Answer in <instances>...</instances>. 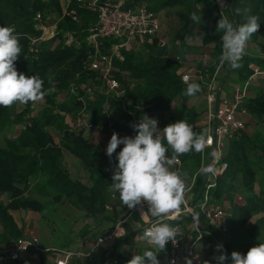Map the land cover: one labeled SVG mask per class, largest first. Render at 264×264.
<instances>
[{"label":"trees","instance_id":"trees-1","mask_svg":"<svg viewBox=\"0 0 264 264\" xmlns=\"http://www.w3.org/2000/svg\"><path fill=\"white\" fill-rule=\"evenodd\" d=\"M63 1L0 0V26L14 28L20 38L22 52L15 62L17 71L27 76L38 74L44 82V89H51L44 96L37 112L34 111L37 102L24 104V108L16 112H13V106H0V131L14 130L12 135L6 137L4 144L0 143V225L3 227L5 242L24 238L25 228L19 224L13 210L41 213L51 201L69 200L85 211L87 218L82 226L83 236L95 231L93 220H99V223L103 220L112 221L113 226L104 230L107 233L121 219L115 206L108 210L112 175L107 168V155L101 150V145L94 143L89 133L87 134V131L92 130H85L78 125L77 128L71 127L66 122L65 114L84 118L98 130L107 127L111 134L123 133L134 137L136 131L132 127L134 121L131 112L142 116L151 111L168 113L172 111L173 100L180 96L181 104L184 105L183 112L177 115L173 110L176 116L174 120L185 119L197 133L206 130L204 110L200 111L188 104L202 93L204 85L193 80L190 83H198L201 91L195 97L184 94L187 84L181 78L185 71L182 61L186 57V50L193 48L191 41L194 39L199 40L203 50H208L211 58L208 62L198 61L196 67L188 70L194 73L196 69H202L213 73L220 65L221 33L216 32V26L221 13L216 0H129L130 6L146 2L156 13L168 7L182 8L179 12L180 26L174 34V40L179 46L175 43L173 49L181 60L163 50L158 37L142 39L143 51H138L135 46L137 42L133 46L122 48L119 55L114 57V65L116 62L118 66L112 72L113 77L125 89L122 97H117L110 90L100 71L90 68V55L95 46L89 44L88 27L96 22V12L77 6L80 22L64 17L58 23L56 37L42 42L39 53L35 54L30 50L29 36L37 34V14L61 13ZM200 11L202 23L197 24L192 21L191 13L200 14ZM228 15L235 24L244 23L249 15H258L260 29L250 40L264 48V0H230ZM67 33L73 35L74 40L70 43L66 42ZM186 37L191 39L186 40ZM115 42L117 40L113 38L101 39L99 47L107 52ZM239 63L241 66L235 69L226 64L230 67L229 74L235 72L238 76H233L234 79L243 81L252 76V65L264 69V56L255 50L254 53L246 50ZM94 82H103L106 88L105 92L94 88L97 91L96 98L88 96L86 89ZM90 89L89 87L88 90ZM125 99H128L127 103ZM246 106L252 118L264 125V89L261 85L255 92L251 90ZM203 116L205 123L200 124L198 121ZM54 128L60 133L59 138L53 132ZM122 147L117 149L120 151ZM226 149L224 161L228 168L219 177L213 194L220 202L231 201L228 230L230 242L216 230H212V235H206L204 241L208 246L206 255L209 260L216 251L217 242L223 241L229 250V259L225 264H231L233 251L246 254L249 248L257 246L255 230L264 227V134L244 131L231 140ZM67 153L76 156L86 167L89 183L73 177L71 171L63 166L62 159ZM167 154L171 156V149ZM179 159L181 166L177 171L184 176L189 174L193 177L202 162L201 151L193 150L181 155ZM204 177L206 176L200 173L196 178L193 188L196 197L201 194ZM239 191L243 200L237 203L235 194ZM4 195L9 198L6 202ZM126 215L123 217L126 218ZM255 215L260 217L251 228H247ZM181 217L171 222L178 223ZM142 231V228H138L114 238L112 244L108 242L107 247L92 261L74 260L69 264H127L134 254L143 255L145 251L155 248L153 245L149 249L129 245L133 240L141 239ZM55 244L68 248L78 246L77 240L68 236L62 240L59 238ZM168 249L170 248L166 245L165 250L158 254L160 264L165 260Z\"/></svg>","mask_w":264,"mask_h":264},{"label":"built area","instance_id":"built-area-1","mask_svg":"<svg viewBox=\"0 0 264 264\" xmlns=\"http://www.w3.org/2000/svg\"><path fill=\"white\" fill-rule=\"evenodd\" d=\"M216 2L221 16H228L230 19V15H228L230 0H216ZM77 6H83L97 13L96 22L91 23L88 27L89 44L95 46L94 52L90 55V68L100 71L110 90L117 97H122L125 89L120 81L112 75L114 57L119 55L122 48L133 46L138 40L141 41L144 38L158 37L160 44L166 45L168 42L164 39L163 24L159 20L158 14L150 9L146 2L130 6L129 0H64L63 10L58 13L57 18L53 17V13L37 14V34L29 36L30 50L37 54L42 42L56 37L58 23L64 17H70L72 20L80 22ZM110 38L116 39L117 42L107 52L102 51L99 47L100 40ZM72 40H74L73 35L67 33L66 42L70 43ZM257 46V43L249 40L246 50L256 49ZM259 54L264 56V53L260 51ZM176 58L181 60L179 56ZM223 66L218 65L213 73L196 69L194 73L191 70H185L181 75L185 84L198 80L204 85L205 89L199 96H202L206 105L204 115L210 143L201 151L202 162L192 177L191 184L184 191V202L179 209L173 210L164 221L176 227L178 231L174 242L169 241L166 244L170 249H168L162 264H187L188 260H191L192 264H204L205 261L217 264L214 257L218 256L220 252L216 250L212 259L209 260L206 255L208 246L204 239L206 235L213 234L212 230L218 231L224 237L228 235L231 206L227 205L226 201L220 202L214 196L213 190L217 186L219 177L228 168L227 162L224 161L225 149L231 140L239 137V134L241 135L246 130L248 118L251 116L246 102L250 98L256 76H260L261 88L264 89V69L252 65L254 70L252 76L246 80L234 82L231 93L223 94V87L219 80V72ZM185 77L188 78L187 81ZM131 114L134 124H138L143 117L137 112H131ZM145 115L157 119L160 126L165 120V115L157 111H151ZM175 122L177 121L174 120ZM77 125L85 130L97 129L84 118H78ZM120 146L123 145L118 147ZM176 165L181 166L180 159ZM207 166H212L214 172L204 174L206 177H204L201 194L196 197L193 190L196 178L201 173V168ZM235 200L238 203L239 200H243V197L237 194ZM182 215L192 219L194 235L190 239L181 237L182 226L179 222H169V220H178ZM154 222L155 220L144 226L143 231ZM120 225L121 223H118L111 232L96 237L83 236L76 248L62 247L60 244L47 246L38 237L14 240L0 246V264H44V262L46 264H69L74 260L92 261L103 251L104 247H107L108 242L124 235L119 230ZM217 243L222 244L223 251L228 254L229 250L225 243L223 241Z\"/></svg>","mask_w":264,"mask_h":264},{"label":"clouds","instance_id":"clouds-1","mask_svg":"<svg viewBox=\"0 0 264 264\" xmlns=\"http://www.w3.org/2000/svg\"><path fill=\"white\" fill-rule=\"evenodd\" d=\"M193 22L202 23V14L191 13ZM258 15H249L242 24H235L228 16H220L216 32L221 33L222 51L219 63L232 68L240 67V61L246 54L248 41L260 29ZM14 28L0 26V106L10 108L14 104H28L41 101L51 91L45 90L40 76H27L18 72L15 62L20 58L22 47ZM186 37V40H190ZM187 77L185 80L187 81ZM201 91L198 83L187 84L185 95L195 97ZM136 135L119 137L113 133L106 148L109 158L116 153L118 163L112 175L110 188L119 193L121 202L128 209H136L144 202L148 204V213L155 222L145 228L141 239L155 250L134 254L127 264H160L158 254L165 250L166 244L174 242L178 229L164 222L173 210L179 209L184 202L185 176L173 170L179 157L191 151L200 152L210 143L207 130L197 133L185 120L170 123L162 130L158 120L147 115L141 117L138 124L132 126ZM119 145L122 149L117 153ZM171 149V156L168 150ZM201 173H213L212 166L202 167ZM145 212H141L143 217ZM220 252L214 259L217 264H225L229 259L223 251V245H216ZM187 264H192L191 260ZM204 264H210L205 261ZM231 264H264V243L249 248L246 254L238 251L231 253Z\"/></svg>","mask_w":264,"mask_h":264},{"label":"rangeland","instance_id":"rangeland-1","mask_svg":"<svg viewBox=\"0 0 264 264\" xmlns=\"http://www.w3.org/2000/svg\"><path fill=\"white\" fill-rule=\"evenodd\" d=\"M181 10H182V8H180V7H178V8L168 7L167 9L160 10L157 13L161 23L164 25H167V27L165 26L166 33H165L164 39L168 43L164 46L161 45V47L163 50L167 51V53H169L171 55H176V56L178 54H176L173 51V49L175 47V43H177L176 46H179V43L175 42L174 34L180 26L179 12ZM57 16H58V13L53 12V17L57 18ZM193 41H194V39H192L191 42H193ZM196 42H199V40H197ZM135 46L138 48V51L144 50V47H142V42L140 40H138V42L136 43ZM203 49L204 48H202L201 46H198L194 50L193 49L186 50V57L182 61V63L184 64L185 70H188L192 67H196L198 64V61L200 62V61H202V59L206 58V55L208 54L207 53L208 50H203ZM254 50L256 52L260 51V52L264 53V48L263 47L261 48L260 45H258L256 47V49H247V51L250 53H254ZM117 66H118L117 63L115 62V65H114L115 71L117 70ZM235 75L238 76L237 73L233 72V75L231 76L232 80L234 79L233 76H235ZM254 82L259 83V85H261L262 82H260V76H256ZM104 85L105 84L103 82H101L99 84H96L94 82L91 86H89L91 88L90 90H88L89 87L86 88L87 89V95L96 98L97 97V91H94V88H96L98 91L105 92L106 88L104 87ZM127 102H128V99H125V103H127ZM42 103H43V99L35 104V106H34L35 112H37L40 109ZM183 107H184V105L181 104L180 96H177L172 102V108H174V111L177 112L176 113L177 115H180L183 112L182 111ZM23 108H24V104L16 103L13 105L12 110H13V112H16V111H21ZM62 114L64 115L65 112H63ZM64 116L66 118V122L71 127L77 128L76 127L77 126V119L79 117L77 118V116H72L71 114H65ZM204 118H205L204 116H203V118L200 117L198 122L201 124L202 122H204ZM205 121H206V118H205ZM52 130L54 133L57 134V136L59 138L60 133H58L56 131V128H54ZM101 130L103 133L108 134L107 131H109V130L107 127H104V129H101ZM245 131H248L250 133H254V131H257V132H261L264 134V125L262 123H258L255 119L252 118L251 122L248 123ZM12 133H14V130H10V129L6 130L4 132L0 131V143L4 144L6 137L12 135ZM110 136H112L111 133H110ZM226 151H227V149H225V152ZM118 152H119V150H117V153ZM207 153L209 154V151ZM104 154H105V152H104ZM105 155H107V154H105ZM115 157H116V153H114L111 158H109L107 155V161H108L107 162V164H108L107 168L111 172V175H113V172L115 170V166L118 163V161L116 160ZM62 164L69 171H71V174H73V177L84 179L87 183H89L88 170L81 163V161L78 160V158H76V156H73V155L67 153L62 159ZM177 168L178 167L175 165L173 170H177ZM185 178L188 181V185H190L191 181H192V176L188 174V175H185ZM257 189H259V186H257ZM110 192H111L110 206L111 205L117 206V207L122 206V202L119 198V193L113 192L112 190ZM238 193H237L238 195H241L240 191ZM33 195H35V194H33ZM235 196H236V194H235ZM7 199H9L8 196L4 195L5 202ZM240 201L241 200H239V202ZM144 203H146V202H144ZM226 204L231 206V201L230 202L226 201ZM139 207L140 208L138 210L140 212H142V211L146 212L144 210L143 205L139 206ZM121 209H123V208L121 207ZM121 209H120V211H121L120 214H123L126 209L125 210H121ZM12 213L14 214V216L17 218V220L19 222L21 221L22 225L24 226V228H25L24 234H23L24 237H38L42 242L44 241L45 243H48V244H55V242L59 238L61 240L64 238L66 239V236L73 237L78 241L80 238L83 237V235L81 233L83 231L82 226L85 223L86 218H87V216L85 215V211H83L80 208L73 205L69 200H65L63 202L51 201L45 205L44 210L41 213L36 212V211H29V210H27V211L13 210ZM146 213H148V212H146ZM130 215L131 216L133 215V218H131L130 221L133 219V220L137 221L136 223L143 224L142 222L138 221V216H136V215H138L137 210H134ZM259 217H260V215H255L252 218V220H250V222L247 224V228H251L254 225L255 221ZM26 218H27V220L25 221ZM27 221H29L30 228L31 229L35 228V229H32L31 231L27 232L26 231V229H27L26 228V222ZM97 222H98L97 220L92 221V223L94 225H96ZM119 223L122 224V221H120ZM102 228L100 226L96 225V227H94L95 231H92L90 235H98L99 236L101 234L106 233V232H104V229H102ZM137 229H138V227H137ZM119 230H121L120 227H119ZM142 230H143V227H142ZM255 231H256L255 232V244L258 245L259 243H264V227H259ZM120 232H122V230ZM225 238L227 239V241L230 242V235L229 234L227 236H225ZM6 243H8V242H5L3 227L0 225V246L5 245ZM108 244H112V241L109 242ZM129 245L131 247L143 248V249H147V248L149 249V247L151 246L147 243V241H145L143 239L133 240V242H130ZM105 248L106 247H104V249ZM153 250H155V248Z\"/></svg>","mask_w":264,"mask_h":264},{"label":"crops","instance_id":"crops-1","mask_svg":"<svg viewBox=\"0 0 264 264\" xmlns=\"http://www.w3.org/2000/svg\"><path fill=\"white\" fill-rule=\"evenodd\" d=\"M165 26L167 27V25H164L163 24V27H162V31L164 32V33H166V28H165ZM197 40H194L193 42H191L192 43V49L194 50L195 48H197L198 46H201V43H199V42H196ZM209 50L211 51V48H209ZM210 58H211V56H209V54H207L206 55V58H204V59H202V61H204V62H208L209 60H210ZM229 69H230V67L227 65V64H225L222 68H221V70H220V74H219V80H220V84H221V86L223 87L222 89H223V94L224 93H231V90H232V84L234 83V82H236V80L235 79H233L232 80V75H233V73H231V74H229L230 73V71H229ZM229 78V79H228ZM231 78V79H230ZM254 88L252 89V90H254L253 92H255L257 89H258V87H259V83H255L254 82ZM189 104V106H194L195 108H197V109H199L200 111L202 110H204L205 109V101H204V99L202 98V96H196L195 98H193L191 101H190V103H188ZM174 108L172 109V111H168L169 113L167 114V113H163L164 115H165V120L163 121V124L160 126L159 124H158V128L159 129H163L165 126H167L168 124H170V123H174ZM168 115V116H167ZM251 120H252V116H250L249 118H248V121L249 122H251ZM248 122V123H249ZM248 125V124H247ZM89 133V135L91 136V139H92V141L94 142V143H96V144H100L101 145V150L103 151V152H105V154H106V148H107V145H108V143H109V141H110V138H111V136H110V133L107 131V133L108 134H106V133H103L102 132V130H98V128L97 129H94V130H92V131H87V134ZM118 136L119 137H125V135L123 134V133H119L118 134ZM118 150V149H117ZM72 155V154H71ZM74 156V155H73ZM177 166V165H176ZM178 168H179V166H177ZM189 185H188V181H187V179L185 178V189L188 187ZM123 204V203H122ZM143 206H144V210L147 212L148 211V204L147 203H144L143 204ZM116 208H117V210L119 211V217L121 218L120 220H119V222L120 221H122V224H121V226H120V229L122 230V233H124V235L125 234H127V233H129V232H132L133 230H136L137 229V227L139 228H142V227H144V226H146L149 222H151V221H154V220H156V218L155 217H153V216H151V214L150 213H146L145 212V214H144V216L143 217H141V212L138 210L140 207L139 206H137V208L136 209H128V208H126V210H125V208L123 207V205L122 206H120V207H117V206H115ZM121 207L123 208V209H121ZM113 209V205H109L108 206V210H112ZM120 209L121 210H125V212L123 213V214H120ZM134 210H137V212H138V215H136V216H138V221H140V222H142L143 224H141V223H136L137 221L136 220H131L130 221V219L131 218H133V215L131 216L130 214L134 211ZM129 212V213H128ZM127 214V215H126ZM124 215H126V218H124L123 216ZM124 218V219H123ZM27 220V218L25 219V221ZM191 220L192 219H190L189 217H187V216H184V215H182V217H181V219L179 220V223L181 224V226H182V231H181V237L183 238V239H190V238H192L193 237V235H194V232H193V223L191 222ZM98 222L96 223V225H98V226H100L102 229H104L105 230V228H109V227H112L113 226V222L111 221H106V220H103L102 221V223H99V220H97ZM118 222V223H119ZM169 222H171V221H169ZM172 223V222H171ZM19 224L20 225H22V223H21V221L19 222ZM26 231L27 232H29V231H31L32 229H35V228H30V224H29V221H27L26 222ZM134 228V229H133ZM101 229V230H102ZM120 230V231H121ZM102 235V234H101ZM13 241V240H12ZM12 241H8V243L9 242H12ZM79 241H80V239L77 241L78 243H79ZM42 243H44V245H53V244H48V243H45L44 241L42 242Z\"/></svg>","mask_w":264,"mask_h":264}]
</instances>
